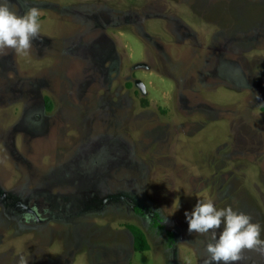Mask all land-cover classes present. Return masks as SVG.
<instances>
[{
	"label": "rangeland",
	"instance_id": "1",
	"mask_svg": "<svg viewBox=\"0 0 264 264\" xmlns=\"http://www.w3.org/2000/svg\"><path fill=\"white\" fill-rule=\"evenodd\" d=\"M9 7L41 28L26 54L0 49V264H205L198 200L264 240V0Z\"/></svg>",
	"mask_w": 264,
	"mask_h": 264
},
{
	"label": "clouds",
	"instance_id": "2",
	"mask_svg": "<svg viewBox=\"0 0 264 264\" xmlns=\"http://www.w3.org/2000/svg\"><path fill=\"white\" fill-rule=\"evenodd\" d=\"M39 16L35 7L19 15L9 7V0H0V49L26 54L40 33ZM185 217L189 233L211 235L205 264H236L243 249L264 251L261 226L231 206L217 208L211 200H198L191 212H185ZM18 264H28L23 255Z\"/></svg>",
	"mask_w": 264,
	"mask_h": 264
},
{
	"label": "trees",
	"instance_id": "3",
	"mask_svg": "<svg viewBox=\"0 0 264 264\" xmlns=\"http://www.w3.org/2000/svg\"><path fill=\"white\" fill-rule=\"evenodd\" d=\"M47 106L50 107V99L47 98L46 100ZM128 228L133 234L134 237V249L136 252H143L150 250L151 246L148 241V238L145 234V232L138 226L128 224Z\"/></svg>",
	"mask_w": 264,
	"mask_h": 264
},
{
	"label": "water",
	"instance_id": "4",
	"mask_svg": "<svg viewBox=\"0 0 264 264\" xmlns=\"http://www.w3.org/2000/svg\"><path fill=\"white\" fill-rule=\"evenodd\" d=\"M145 87H144V85L142 84V89H144Z\"/></svg>",
	"mask_w": 264,
	"mask_h": 264
}]
</instances>
